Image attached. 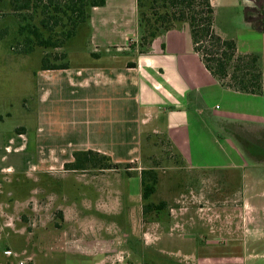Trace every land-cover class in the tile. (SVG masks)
<instances>
[{"label":"crops","instance_id":"obj_1","mask_svg":"<svg viewBox=\"0 0 264 264\" xmlns=\"http://www.w3.org/2000/svg\"><path fill=\"white\" fill-rule=\"evenodd\" d=\"M139 37L136 0H105L104 6L90 10L86 55L71 53L67 69L16 68L15 56H7L0 41V186L20 176L24 180L35 176L39 190L55 199L64 225L66 210L93 206L97 197L109 192L100 189L107 187L101 182L106 174L80 180L77 173L90 170L63 169L74 152L94 151L114 163H134L150 137H162L184 169L200 170L207 168L201 163L205 160L199 157L193 164L192 143L199 153L208 138L219 145L208 120L220 129L230 120L264 128V45L262 94L248 95L227 89L207 72L185 25L159 35L143 53L138 50ZM224 98L230 100L229 107L221 110L216 102ZM240 104L248 109L237 111ZM229 162L212 169L247 168L244 161ZM140 170L136 168L137 173L124 182L137 181L142 202ZM54 173L66 176L56 180ZM81 187L95 193L84 197ZM12 195L9 191L5 200L0 196V210L13 204ZM73 222L79 219L72 218Z\"/></svg>","mask_w":264,"mask_h":264},{"label":"rangeland","instance_id":"obj_2","mask_svg":"<svg viewBox=\"0 0 264 264\" xmlns=\"http://www.w3.org/2000/svg\"><path fill=\"white\" fill-rule=\"evenodd\" d=\"M211 4L215 34L234 41L238 52L257 55L262 67L264 30L260 29L264 27L256 23L252 10L253 5L259 3L211 0ZM17 16L11 11H0L3 49L7 56H15L16 68H40L43 57L62 64L68 63V56L73 52L82 51L86 55L89 49L87 25L63 47L36 48L20 55L18 52L23 46L17 29L24 22ZM185 31L189 36L187 25ZM139 42L140 38L137 39L138 50ZM229 102L224 98L216 104L224 110ZM247 109L244 104L237 107L240 112ZM230 121L226 124L227 133L208 120V127L216 131L214 135L219 145L208 138L205 149L201 147L203 153H199L192 143L193 164L201 157L205 160L201 163L207 168L184 169L164 139L152 136L148 145H142L137 162L122 163L118 170L90 169L77 173L75 177L80 180L106 174L101 182L107 187L100 189L106 188L109 192L97 197L93 206L66 210L68 222L64 225L55 199L39 190L35 176L31 175L30 180L20 176L11 183L1 184L0 196L8 199L10 191L14 200L10 207L0 210V238L3 236L0 264H264V128H252L241 120L239 123ZM242 141L253 147L256 156H251ZM218 147L229 155V161H244L247 168L212 169L230 163ZM138 167L141 170L150 168L156 173L155 193L148 202L153 205L165 202L164 209L142 212L137 181L130 178L128 183L124 182L125 178L137 173L135 168ZM61 175L66 176L54 173L52 178L57 180ZM54 179H50L52 185ZM98 187H94L96 192ZM79 189L84 197L95 193L92 189ZM102 198L108 202H99ZM72 218L79 222L72 224Z\"/></svg>","mask_w":264,"mask_h":264},{"label":"trees","instance_id":"obj_3","mask_svg":"<svg viewBox=\"0 0 264 264\" xmlns=\"http://www.w3.org/2000/svg\"><path fill=\"white\" fill-rule=\"evenodd\" d=\"M104 5L105 0H0V11L16 13L22 23L24 22L17 29L22 43L17 45L23 46L18 53L22 55L29 54L36 48L63 47L65 42L85 25L89 32L90 10ZM136 10L140 32L139 53H143L159 35L187 25L193 51L200 57L207 72L220 85L241 94H262L259 57L237 53L234 41L222 39L215 34L214 11L210 0H136ZM22 13H26V16ZM3 33L0 32L1 42L4 40ZM65 57L67 58V55ZM67 67V61L55 64L43 57L39 69L62 70ZM222 129L227 132L226 125ZM234 137L238 139V135L235 134ZM242 144L251 151V156L255 155L251 145L243 141ZM72 157L70 163L63 165L64 170H118L122 165L94 151L74 152ZM139 177L142 212L150 213L164 209L165 202L157 205L148 202L155 193L156 173L150 168L142 169Z\"/></svg>","mask_w":264,"mask_h":264},{"label":"flooded vegetation","instance_id":"obj_4","mask_svg":"<svg viewBox=\"0 0 264 264\" xmlns=\"http://www.w3.org/2000/svg\"><path fill=\"white\" fill-rule=\"evenodd\" d=\"M259 1L260 0H254V3L258 2L259 4L258 5L254 4L252 7V10L255 12L254 17H255L256 23L258 22L261 24V27H264V0H262L261 3ZM259 10H260V12H259ZM260 30L263 31L264 28L263 29L261 28Z\"/></svg>","mask_w":264,"mask_h":264},{"label":"built area","instance_id":"obj_5","mask_svg":"<svg viewBox=\"0 0 264 264\" xmlns=\"http://www.w3.org/2000/svg\"><path fill=\"white\" fill-rule=\"evenodd\" d=\"M28 261H29V259H28ZM18 264H24L23 262H19Z\"/></svg>","mask_w":264,"mask_h":264}]
</instances>
